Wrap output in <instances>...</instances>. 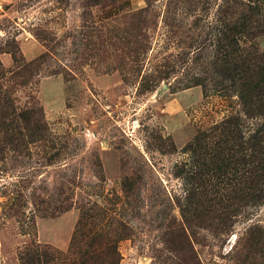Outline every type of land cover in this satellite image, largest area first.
<instances>
[{
	"label": "rangeland",
	"instance_id": "374dc122",
	"mask_svg": "<svg viewBox=\"0 0 264 264\" xmlns=\"http://www.w3.org/2000/svg\"><path fill=\"white\" fill-rule=\"evenodd\" d=\"M11 52L0 264H264V0H0Z\"/></svg>",
	"mask_w": 264,
	"mask_h": 264
},
{
	"label": "trees",
	"instance_id": "16d2710c",
	"mask_svg": "<svg viewBox=\"0 0 264 264\" xmlns=\"http://www.w3.org/2000/svg\"><path fill=\"white\" fill-rule=\"evenodd\" d=\"M5 53V52H2ZM13 69L11 71L4 70L0 63V130H10L14 128L16 134L19 135L20 131L25 133L30 130V126L35 124V113L33 110H19L14 107L12 102L8 100L9 88L7 84L14 82L18 78H24L28 72L31 63H21L14 52H11ZM19 82V81H18ZM17 83V82H14ZM20 264H54V260L46 257L45 254L39 253L38 250L27 251L21 256ZM72 264H91L89 259L81 255L78 260Z\"/></svg>",
	"mask_w": 264,
	"mask_h": 264
}]
</instances>
